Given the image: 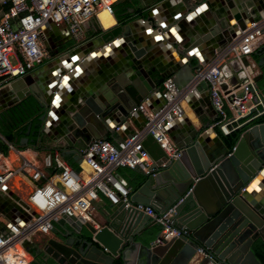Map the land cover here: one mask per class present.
Here are the masks:
<instances>
[{
	"label": "water",
	"instance_id": "1",
	"mask_svg": "<svg viewBox=\"0 0 264 264\" xmlns=\"http://www.w3.org/2000/svg\"><path fill=\"white\" fill-rule=\"evenodd\" d=\"M124 1L116 0L114 4ZM136 1L137 9L143 10L164 0ZM234 1L233 3L232 0H225L227 7H223L218 15L221 21V36L192 38L195 46L201 45L209 51V59H212L216 50L223 48L240 32L246 30L249 24L264 17L262 1ZM164 4L167 5L168 0ZM233 20L235 26L232 29ZM139 21L150 22L149 19L143 18ZM116 23L118 24V20ZM149 25L151 26V23ZM48 26L58 29L52 23ZM133 26H138L137 21L133 25H126L120 38L107 43L106 48L123 39L128 53L124 74L108 82L111 92L100 89L98 94L91 95L87 100L80 97L84 105H77L74 101L76 107H64L61 119L62 135H67L66 144L79 152L94 141L107 140V131L97 133L95 130L99 127L96 121L99 116L102 119L108 116L118 123L124 122L131 119L132 113L144 100L148 104V98L154 91L158 94L161 92L157 85L164 75L154 79L152 74L144 69L149 64L154 49L150 43L130 30ZM47 32L45 28L42 42L44 48L50 50L54 44ZM91 45L93 43L80 47L70 46L67 49L60 46L59 50H53V53L63 52L68 54L69 59H74L78 52ZM176 47L183 54L190 50L184 44ZM89 57L91 58V55ZM69 59L66 57L62 60ZM208 61L204 58L203 65ZM257 65H264V55L260 57ZM51 66L45 64L33 74L0 91V99L9 97L4 104H0V116L23 101L33 98L42 112L39 121L43 123L49 118L51 111L48 109L52 103L50 100L53 101L54 98H47V92L40 93L31 85L34 77L42 73L44 68ZM190 66L192 67L191 64ZM259 79L260 76L256 77L254 82ZM64 80L65 78L62 82ZM62 84L64 85L60 83L54 92H57ZM200 87L207 88L206 82H200L195 89L199 90ZM222 88L225 89L223 86ZM45 90L50 91L51 88L46 86ZM93 98L98 101L95 102ZM160 99L163 103L161 97ZM148 107L154 109L151 105ZM252 113L253 110H250L249 116ZM29 129L30 127L24 134L25 138L20 139V145H28L26 137L29 135ZM167 132L176 147L181 149V157L178 160L169 161L152 137L147 136L142 146L152 160L149 168L152 173L145 175L141 172L130 193L128 206L124 203L111 205L108 212L102 216L101 222L96 223L97 229L80 218L62 216L55 225L68 224L72 232L57 233L53 230L54 238L46 239L40 248L36 247L37 254L47 257L51 264H261L251 247L257 240L264 243V198L256 201L251 191L256 185L255 181H258V173L264 170V123L244 130L231 150L219 137L215 145L209 144V141L204 142L198 130L193 127L174 128L173 123L168 126ZM133 133L130 131L125 138ZM2 146L0 141V153ZM80 161L79 157L78 163ZM189 189L190 193L185 196ZM11 195L18 205L7 204V208L3 207L6 209V221L15 223L17 218L26 221L29 215L23 209L28 210V206ZM181 199L175 209V219L177 227L183 228L186 235L180 238L160 239L159 226L152 221L143 225V219L148 217L136 209L137 206L153 207L156 211L163 212ZM4 228L5 224L0 221V229ZM29 245L23 246L28 253ZM199 249L202 253L198 252Z\"/></svg>",
	"mask_w": 264,
	"mask_h": 264
},
{
	"label": "built area",
	"instance_id": "2",
	"mask_svg": "<svg viewBox=\"0 0 264 264\" xmlns=\"http://www.w3.org/2000/svg\"><path fill=\"white\" fill-rule=\"evenodd\" d=\"M115 1L0 0L6 5V9L0 11V89L25 77L47 59L42 40L43 31L49 24L65 28L74 40L80 41L90 20L101 24L100 15L103 13L114 17L112 6ZM263 44L264 17L249 24L246 30L216 52L208 64L197 68L185 89H179L171 78L165 79L160 92L163 103L151 109L145 101L136 109L143 114V127L118 142H92L79 154L83 167L80 165L78 171L55 153L53 166L56 172L46 173L27 150L4 141L20 165L15 169L4 167L0 171V191L21 177L28 178L32 188L25 199L18 198L28 206V210L21 209L29 219L7 222L4 231L0 232V264H29L30 254L24 244L31 243L36 236L49 235L62 216H74L93 224V203L99 196L106 198L111 205L124 203L127 207L131 189L117 176L116 170L129 168L145 175L152 173L149 170L152 160L142 146L147 136L152 137L169 161L181 157V149L173 143L167 128L182 119V101L186 93L200 82H206L210 105L216 113L211 129L223 135L234 131L233 123L249 115L247 104L253 99L254 74L242 67L243 81L231 89H223V66L230 60L249 58ZM182 199L163 212L153 207L137 206L136 209L160 227V239L180 238L186 232L177 227L175 209ZM14 203L18 205L16 200ZM198 252L202 253L201 249Z\"/></svg>",
	"mask_w": 264,
	"mask_h": 264
},
{
	"label": "crops",
	"instance_id": "3",
	"mask_svg": "<svg viewBox=\"0 0 264 264\" xmlns=\"http://www.w3.org/2000/svg\"><path fill=\"white\" fill-rule=\"evenodd\" d=\"M125 1L130 4L127 10L129 17L125 24H117L115 18L112 17L113 23L105 28L99 21L90 20L84 27L83 37L80 41L74 40L63 27H57L58 29L50 26L46 27L47 33L51 35L50 37L54 44L53 49L47 50V59L26 76L33 74L36 69L45 64H51V67L44 68L42 73L34 77L31 86H35L40 93L47 92V98L53 97L54 102L50 100L52 103L48 110L51 113H49V118L43 123L40 122L38 132L36 133L33 128L29 129V135L26 137L28 145L17 144L18 148L27 150L38 166L46 173L50 174V170L54 169L53 155L55 153L74 170H80V165L83 167L81 161L78 163L80 152L74 147L67 145L65 138L68 136L62 135V112L65 106L71 105L76 107L73 104L74 101H76L77 105H84V101H81L80 97L87 100L91 95L98 94L100 89H103L104 92H111V86L108 82L124 74V70L128 64V53L126 42L123 39L108 46V48L106 47L107 43L110 44L114 39L120 38L126 25H133L137 21L138 26H133L130 30L143 38L145 42L150 43L154 49L149 64L144 67L145 71L151 73L154 79L159 77V75H164L163 79L171 78L179 89H185L192 80L198 66L203 65L204 58L209 60L208 63L211 61L208 57L209 51L201 47V45L195 46L192 38L194 36L204 37L206 35H210L213 38L222 35V29L219 24L221 21L218 15L223 7L226 6L225 0H168L167 5L164 4L166 3V0H164L143 10L137 9L138 2L136 0ZM232 1L233 3L235 2L234 0ZM254 1H262L264 9L263 0ZM5 9L6 5L0 2V11H4ZM142 18L149 19L150 22L142 23V21H139ZM150 23L151 26L149 25ZM231 25L233 29L235 26L234 20L231 22ZM119 28L120 30L116 34L115 30ZM212 32L214 33L212 34ZM88 43H93V45L78 52L74 59H69L68 54H63V52H60L62 54L53 53V50H59L60 46L62 49H67L70 46L78 45L77 47H80V45L85 46ZM179 44H184L190 50L184 54L181 53L176 47ZM220 49L216 50L215 53ZM260 49H263V53L259 56V59L264 55V44L255 52ZM253 54L249 58H242L238 61L230 60L225 63L223 66V87L225 89H231L232 85H238L243 81L245 73L242 67L251 71L254 74V79L258 76H260V79L262 78L261 67L257 65L259 59L256 60ZM89 55H91V58H88ZM66 57H68L69 61L62 60ZM23 78L13 80L9 85L0 89V91ZM64 78L65 80L62 82ZM163 79L157 85L160 91ZM258 81L254 82L252 88L253 99L247 104L249 110H253V113L234 122V131L240 130L243 132L253 125L261 124L259 119L264 115V98L258 87ZM60 83H64V85L62 84L60 89L54 92V89ZM46 86H49L51 90L46 91ZM195 88L186 93L182 101L184 115L182 119L174 122V128L193 127L198 130L204 142L209 141V144L215 145L216 139L220 138V132L211 129V125L216 119V113L210 105L208 89L200 87L199 90H196ZM255 88L257 92H255ZM54 94H56V97H54ZM8 98V96L2 97L0 104H4ZM93 100L95 102L98 101L97 98H93ZM161 104L160 94L154 91L150 98H148L147 106L151 105L157 108ZM96 121L99 125L98 128H95L96 132L101 133L103 130V133L107 131V139H111L112 142L123 140L128 136L130 131L135 132L142 128L145 122L143 114L139 111L133 112L131 119H127L124 122L118 123L108 116L104 119L99 116ZM22 138H25V135H21L20 139ZM0 141H2L3 146H7L3 137L2 140L0 138ZM10 144L14 145L13 143ZM3 146L0 153V171L4 167L17 168L20 165L19 160L8 149L4 153ZM116 174L132 192L141 172L120 168L116 170ZM257 180L251 194L256 201H260L264 198V170L258 173ZM31 188L32 182L26 177H21L15 178L12 182L8 183L3 191H0V207H2V213L0 214L1 223L6 224L8 222L4 217L6 209L4 210L3 207L7 208V204H15L11 194L23 200ZM110 206L109 201L103 196H99L98 200L93 203V228H98L96 223L99 224L101 222L102 216L108 212ZM150 222L149 218L143 219V225H148ZM53 230L57 233L72 232L68 224L64 226L55 225ZM158 230L160 231V227ZM2 231L4 229H0V232ZM49 238H54L53 231L49 235L36 236L29 243L28 247L31 253H29V264H51V261L47 257L37 254L35 251L36 247L40 248L42 243Z\"/></svg>",
	"mask_w": 264,
	"mask_h": 264
},
{
	"label": "trees",
	"instance_id": "4",
	"mask_svg": "<svg viewBox=\"0 0 264 264\" xmlns=\"http://www.w3.org/2000/svg\"><path fill=\"white\" fill-rule=\"evenodd\" d=\"M129 3L127 1L113 4V13L116 20H118L119 25H123L128 21L129 14L127 10L129 8ZM101 24L107 28L113 23V19L107 13H103L101 15ZM120 28L115 30L117 34ZM263 53V49L255 52L253 56L256 60L259 59V56ZM262 71V78L258 81V87L263 95L264 98V66L261 67ZM165 79H163L164 81ZM161 82V84L163 83ZM42 112L38 108L36 101L33 98H29L26 101H23L18 106L13 107L9 111L5 112L0 116V135L5 139L8 143H13L15 147H18L17 144L20 141L21 135L27 131L28 127L33 128L35 132H38L40 128V121L39 117L41 116ZM260 123H264V115L259 119ZM32 129V130H33ZM242 131H232L228 135H223L220 133V138L223 144L231 150L236 142L238 141ZM111 141V139H107ZM7 150V146H3V152L5 153ZM129 169V168H127ZM78 171V169L76 170ZM56 172V169H51L50 174ZM140 178V176H139ZM138 178V179H139ZM251 250L253 251L257 260L264 264V243L261 240H257L253 243Z\"/></svg>",
	"mask_w": 264,
	"mask_h": 264
},
{
	"label": "flooded vegetation",
	"instance_id": "5",
	"mask_svg": "<svg viewBox=\"0 0 264 264\" xmlns=\"http://www.w3.org/2000/svg\"><path fill=\"white\" fill-rule=\"evenodd\" d=\"M54 50H56V49H54Z\"/></svg>",
	"mask_w": 264,
	"mask_h": 264
}]
</instances>
